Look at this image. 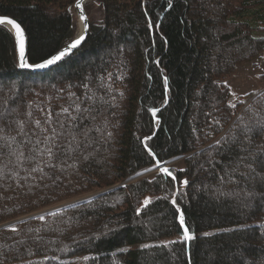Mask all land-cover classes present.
Segmentation results:
<instances>
[{
    "label": "trees",
    "instance_id": "16d2710c",
    "mask_svg": "<svg viewBox=\"0 0 264 264\" xmlns=\"http://www.w3.org/2000/svg\"><path fill=\"white\" fill-rule=\"evenodd\" d=\"M100 1L103 19L91 21L86 41L43 71L20 67L16 38L0 25V112L10 110L9 119L23 121L26 131L34 128V120L43 122L41 109L55 114L73 104L69 92L82 96V82L108 102L98 101L95 121L86 122L92 129L83 153L88 160L71 153L55 161L56 169L33 172L35 161L20 166L14 155L0 156V226L113 188L1 227L0 264H260L264 187L241 181L239 172L236 179L221 182L236 152L224 146L217 154L209 146L254 123L248 104L264 114L260 95L231 108L230 88L222 82L240 64L264 53V0H171L172 7L169 0ZM75 3L0 0V16L12 17L24 28L28 60L35 64L76 38ZM152 108L160 109L156 117ZM7 131L16 135L15 127ZM250 134L254 145H264V134ZM208 152L213 162L222 164L213 169ZM179 157H185L186 171L169 167L175 181L162 171L152 179H135L157 160ZM182 179L189 181L187 187L180 184ZM217 187L238 195L218 197ZM253 187L257 195L250 210L244 207L250 198L243 190ZM145 198L152 202L137 216ZM181 211L196 237L189 242H179ZM110 228L117 231L102 235ZM173 236L177 239L170 241L178 243L164 247V240ZM143 244L160 247L142 249Z\"/></svg>",
    "mask_w": 264,
    "mask_h": 264
},
{
    "label": "snow or ice",
    "instance_id": "6c2138e0",
    "mask_svg": "<svg viewBox=\"0 0 264 264\" xmlns=\"http://www.w3.org/2000/svg\"><path fill=\"white\" fill-rule=\"evenodd\" d=\"M146 2V0H145ZM169 7H172L171 0H169ZM76 8L79 9L80 19L85 21L84 29L81 35L70 43L63 51H60L57 55L52 56L49 59H46L43 63L30 64L24 55V31L21 28V25L16 22L14 19H9L8 17H0V25L8 24L11 25L16 30V37L20 42V67L21 68H46L50 65H54L57 62L61 61L67 55L71 54L72 50L77 49L86 41L87 38V29H88V17L84 14V5L83 0H76ZM71 11V9H69ZM151 27V22L149 24ZM264 39V38H262ZM159 63V61H157ZM101 80L104 77H100ZM108 79H111V73L108 74ZM165 82L167 83V77H165ZM70 88L72 86H69ZM82 87L85 90L82 96H76L75 92H69V95L75 97L73 104L69 107H62L60 112L53 114L52 110L49 108L47 110L41 109L45 112L43 122L40 119L34 120V128H29L26 131L25 123L23 121H16L14 119H9L10 110L8 114L0 112V156L4 155H14L16 156V162L20 166H23L26 161H35V165L32 167V171H44V167H47L50 170H54L58 167V164L55 161H60L66 156H69L71 153L79 152L83 157V160H88L87 155L83 153L87 150V145L91 143L88 133L92 131L91 128L87 127L86 122L95 121L96 114L99 111L98 101L103 103H108L103 100V97H97L95 93L92 92L89 83L82 82ZM123 95V93H121ZM235 96V93H232ZM245 95H249L246 93ZM260 96H264V92L259 93ZM115 97H113V100ZM238 102L245 103L240 101L239 97L236 98ZM82 105H84L82 107ZM229 106L231 108H236V103L229 101ZM71 109V110H70ZM246 110H252L254 112V123H251L245 128L242 129L239 134L233 133L231 138L228 136L221 137L220 140L215 141V146L210 145V148H215L217 154H220L224 150V146H227V151L229 153L235 151L236 158L233 161H230L228 168H231L229 172L227 169H224L225 175L220 176V181H225L227 177L228 180L236 179V173L239 172V179L241 181H247L255 187L257 182L261 187H264V145H254V137L250 133L264 134V114H260L255 109H253L251 104H248ZM153 117H156V113L160 111L158 108L150 109ZM75 113V114H73ZM29 116L32 113H28ZM256 116H259V119H255ZM239 119V118H238ZM157 124L159 123V118L156 119ZM219 123V121H216ZM15 127L16 135L13 136L7 130ZM99 131V129H96ZM195 131V130H194ZM112 133L109 132L108 136L111 137ZM17 136L21 137V140L17 141ZM80 136L83 139L79 138ZM151 137H148L150 139ZM143 143V141H142ZM19 145L14 148V145ZM145 147L148 149L150 155L154 158L156 153L152 151L151 148H148L147 144ZM27 149V153L25 152ZM7 150V151H6ZM210 157L208 163L214 169L218 164L222 162H213L212 152H208ZM164 163H168L165 161ZM161 164L160 160L156 161V166L159 168ZM203 167V164L201 165ZM152 169H145V171H151ZM160 170L167 176L171 177L173 181L177 177L173 172L167 168L163 167ZM25 171H28L26 168ZM180 171H186L181 169ZM140 175V173H138ZM180 184L183 187H187L189 181L187 179H182ZM244 189V194L247 199L244 203V207L251 210L253 201L256 198V192L254 190ZM181 189H177V192ZM216 193L218 197L234 196L238 195L235 192H224L220 187L216 188ZM262 199H264V193H260ZM160 197H157L159 199ZM151 198H145L141 203L140 207L136 209V215L140 216L141 213L148 207L151 203ZM172 204L176 205L175 198L172 199ZM177 207H179L177 205ZM40 219H44L43 216H40ZM180 225L183 227L182 240L179 242H189L194 240L196 237L194 232L186 224L184 213L181 211L179 215ZM120 227H123L121 225ZM238 227L243 228L245 225H238ZM13 231L17 229L13 228ZM117 229H108L107 232L102 235L107 236L111 232H115ZM231 231V230H230ZM204 236H210L211 233L205 232ZM99 239V237H96ZM178 241L165 242L164 247H167L168 244H175ZM154 247H160L159 245H150L143 244L141 245L142 249H150ZM122 251H128V249H122ZM84 259H88L85 257ZM264 264V260L260 262Z\"/></svg>",
    "mask_w": 264,
    "mask_h": 264
},
{
    "label": "rangeland",
    "instance_id": "374dc122",
    "mask_svg": "<svg viewBox=\"0 0 264 264\" xmlns=\"http://www.w3.org/2000/svg\"><path fill=\"white\" fill-rule=\"evenodd\" d=\"M85 10L89 18V23H91V21L94 23H99L102 21L104 11H103V7L101 5L100 0H88L85 3ZM72 12L77 18V22H79V16L75 9V4L73 5ZM78 33H79V23H78L77 35ZM260 36L264 37V26H263L262 31L260 32ZM222 82L230 88L231 101L236 103L237 105L240 102H238L236 98L239 97L240 101L245 102L244 106H246L253 98L259 95V93L264 92V53H262L260 56L256 57L255 59L251 61L240 64L235 70V72L229 75L228 77H226L225 79H223ZM232 93H235V96H233ZM246 93H249V95H245ZM184 161H185V157H179V158L172 159L168 161V163H165V164L168 167H173L175 169H183ZM147 169H152V170L142 171L140 175H138V177H136L135 179H138V178H151L152 179L153 177H155L158 171H161L160 168H158L156 165L149 167ZM111 189L112 188L105 189V190H94L92 192L84 194L83 196L57 203L53 206H50L49 208L43 209L37 213L31 214L26 217H31L33 215L38 216V215L46 214L48 212H51L52 209L61 207L63 205H65L63 207H66L74 203H80L82 201H86L88 199L94 198L95 196H98ZM16 222H18V220L7 223L6 226H9V225L11 226ZM175 239H177V236H173L171 237V239H165L164 241L169 242L170 240H175Z\"/></svg>",
    "mask_w": 264,
    "mask_h": 264
},
{
    "label": "water",
    "instance_id": "95a60500",
    "mask_svg": "<svg viewBox=\"0 0 264 264\" xmlns=\"http://www.w3.org/2000/svg\"><path fill=\"white\" fill-rule=\"evenodd\" d=\"M88 0H83V5H84V14L88 17V15H87V13H86V10H85V3L87 2ZM75 9H76V11H77V14H78V16H79V19H80V12H79V9H77L76 8V3H75ZM0 17H4V16H0ZM6 17H8L9 19H14V18H12V17H9V16H6ZM15 20V19H14ZM81 20V19H80ZM82 21V20H81ZM17 22V21H16ZM17 23H19V22H17ZM87 23H88V29H87V35H88V33H89V29H90V23H89V18H88V20H87ZM82 24H83V29H84V24H85V21H82ZM5 26H7L10 30H11V32L14 34V36H15V38H16V44H17V55H18V61H19V65H20V59H19V57H20V42H19V40L17 39V37H16V30L11 26V25H8V24H4ZM21 28L23 29V31H24V55H25V58L27 59V61H28V63H30L29 62V60H28V37H27V34H26V32H25V30H24V28L21 26ZM82 32H83V30H82ZM82 32H81V34H82ZM81 34H79V35H81ZM79 35L75 38V39H77L78 37H79ZM74 39V40H75ZM73 40V41H74ZM73 41H71L70 43H72ZM69 43V44H70ZM84 43V42H83ZM82 43V44H83ZM69 44H67L65 47H63L61 50H59L56 54H54V55H57L60 51H63ZM79 47H81V46H79ZM78 47V48H79ZM77 48V49H78ZM77 49H74V50H72V52H71V54L74 52V51H76ZM53 55V56H54ZM70 55V54H69ZM68 56V55H67ZM52 57V56H51ZM50 57V58H51ZM44 62V61H43ZM43 62H39V63H43ZM60 62V61H59ZM58 63V62H57ZM56 63V64H57ZM31 64V63H30ZM35 64H37V63H35ZM56 64H54V65H56ZM54 65H50V66H48V67H46V68H35V67H33V68H22V69H25V70H31V71H43V70H47V69H49V68H51V67H53ZM163 167H167V168H169L165 163H161L160 164V167L159 168H163ZM74 203V202H73ZM69 205V204H68ZM63 206H65V205H63ZM63 206H61V207H63ZM61 207H58V208H55V209H52V211L53 210H57V209H59V208H61ZM33 216H36V215H33ZM33 216H31V217H33ZM27 218H30V217H25V218H22V219H19L18 221H22V220H25V219H27ZM4 226H6V224L5 225H2V226H0V228L1 227H4Z\"/></svg>",
    "mask_w": 264,
    "mask_h": 264
},
{
    "label": "bare ground",
    "instance_id": "6f19581e",
    "mask_svg": "<svg viewBox=\"0 0 264 264\" xmlns=\"http://www.w3.org/2000/svg\"><path fill=\"white\" fill-rule=\"evenodd\" d=\"M78 23H79V33H78V35H79V34H81V32H82V30H83V24H82V21H81L80 19H79V22H78ZM78 35H77V36H78ZM112 189H113V188H112ZM98 194H99V193H98Z\"/></svg>",
    "mask_w": 264,
    "mask_h": 264
}]
</instances>
